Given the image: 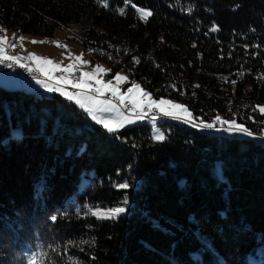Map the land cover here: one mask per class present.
I'll use <instances>...</instances> for the list:
<instances>
[{"label":"trees","instance_id":"16d2710c","mask_svg":"<svg viewBox=\"0 0 264 264\" xmlns=\"http://www.w3.org/2000/svg\"><path fill=\"white\" fill-rule=\"evenodd\" d=\"M43 1L0 0V25L48 38L75 24L109 76L122 70L196 122L233 117L264 138V0ZM132 5L152 12L147 22ZM157 127L164 140L146 123L108 133L57 93L0 86V264L32 254L65 264L81 241L87 264H264V144L165 119ZM124 198L129 214L116 220L72 202Z\"/></svg>","mask_w":264,"mask_h":264},{"label":"snow or ice","instance_id":"6c2138e0","mask_svg":"<svg viewBox=\"0 0 264 264\" xmlns=\"http://www.w3.org/2000/svg\"><path fill=\"white\" fill-rule=\"evenodd\" d=\"M102 6L107 7V0H99ZM129 0H126L128 3ZM140 13V18L147 22L148 17L152 15L150 10L143 8L136 9ZM121 14H124L123 10H120ZM192 11L191 8L188 9ZM210 31H218V27L213 25ZM0 32H5L4 35H0V64H5L7 67L12 68L18 66L27 71L35 83L43 88L47 92H58L61 96H64L69 101H74L95 123L101 125L108 133L115 134L120 128L124 127L125 124L134 123L135 120L144 119L148 113H162L164 116H169L173 119H182L184 123H191L192 127H199L201 129H213L218 123L221 127L216 129L217 131L223 130L226 132H240L247 136H252L253 133L245 128L243 125L237 124L235 120H225L220 116H216L215 120L211 123H205L200 121L199 124L195 123L191 117V113L188 112L184 106L175 104L170 100L163 98L159 100L152 99L151 94L141 89L140 85L132 82L131 87L127 89L126 93H121L119 85L121 82H127L128 77L121 75L120 73L115 74L114 79L116 84L113 85L112 80L105 82L103 75L108 71L100 65H96L91 71H80L79 75L75 73L79 68L84 65H88L89 61L83 60V54L76 56L69 52L68 58L72 61L67 66H62L61 63H57L49 57L39 56L35 53H28L27 55H12L9 54V49H14L19 43L22 46L24 37L22 35L13 34L12 39L9 40L6 34V30L0 29ZM32 43H54L57 47L66 48V45L60 44L59 41H31ZM259 47V46H257ZM111 58V57H109ZM135 59V58H134ZM139 63V60H135ZM241 75H243L241 73ZM227 79V78H224ZM74 88L80 89L79 91L69 92L66 88L70 82H73ZM235 83V81H232ZM198 87V86H197ZM110 93V98L108 97ZM140 96L141 98H138ZM129 114L125 115L121 110L128 108ZM165 105H171L174 109H181L182 114H177L165 108ZM262 114H264V107L257 106ZM256 109H254L255 111ZM118 113L116 119L106 117L104 113ZM157 116L153 114L151 120L155 123ZM226 125V127H225ZM155 139L164 140L165 136L163 133H159ZM119 188H128L127 183L117 185ZM127 198H125V203ZM126 211L125 207H117L108 210L97 209L89 211L90 214L97 219L101 220H112L120 216V214ZM53 221L57 217L51 218ZM72 242L69 241L70 245ZM87 243V241H82ZM42 256L46 257V253H42ZM73 259V258H69ZM29 264H44L43 260H37L36 255L32 254L30 257ZM75 264H79L78 261Z\"/></svg>","mask_w":264,"mask_h":264},{"label":"rangeland","instance_id":"374dc122","mask_svg":"<svg viewBox=\"0 0 264 264\" xmlns=\"http://www.w3.org/2000/svg\"><path fill=\"white\" fill-rule=\"evenodd\" d=\"M43 3L51 5L54 2L52 0H44ZM132 7L135 9L137 14L140 16V13L136 10L139 7H136L134 5H132ZM0 29L6 30L1 25H0ZM4 34H5V32H0V35H4ZM6 34H7V37L9 38V40H11L14 32H9V31L6 30ZM18 35H22L25 38L23 43H22V46L18 43L14 49H12V48L9 49V54H12V55H17V54L18 55H27L28 53H35V54H37L39 56L49 57L52 60H54L55 62H57V63H61L62 62V66H67L70 62H72L68 58L69 52L71 54H73V55H76V56H79V55L83 54V60L89 61V64L86 65V66L82 65L75 74H79L80 71H91L92 68H94L96 65H100L104 69L110 70L103 63H98V62L92 63L90 61V57L84 52V50L82 48L81 42L79 40L80 39V34H79V31H78V26L75 25V24H69L67 26H62L60 28L55 29V31L52 34V36H50L48 38H45L43 36H40V35H37V34H34V33L19 32ZM33 40H35V41H59L60 44L66 45L67 47L66 48L57 47L54 43H32L31 41H33ZM2 67L3 66L0 65V76H1V78H5V81L7 83H1V79H0V86L1 87L8 88V89H17V87H21V86H18V85H20V83L23 84L22 86L35 85V86L40 87L39 85H37L35 83V80H33L31 77H29V79H28V78H26L24 76L15 74L13 72H10V71H7V70H3ZM108 73H110V71H108L105 75H103V80L105 82H107L108 80H112L113 85L116 84V81L114 79L115 74L120 73L121 75L127 76V74L124 71H122V70L116 72L113 76H109ZM132 82H135V83L139 84L143 91L148 92V91H146L143 88V86L139 82L130 81L129 78H128L127 82H121L120 83V85H119L120 92L121 93H126L127 89L129 87H131ZM73 83H74V81L70 82L68 85H66L67 90L69 92L79 91L80 89L74 88L72 86ZM249 89L250 88L248 86L245 87V91H246L245 97H246L247 100H248L247 92L249 91ZM50 93H57V94L60 95V93H58V92H50ZM108 95H110V93H108ZM61 97L64 100H66V101L72 103L73 105H75L80 111L84 112L82 109L79 108L78 105L75 104L74 101H69L64 96H61ZM151 97H152V99H155V100L161 99V98H154V96L152 94H151ZM138 98H141V97L138 96ZM163 99L169 100L167 98H163ZM170 101H172V100H170ZM172 102H174L175 104H179V105L184 106V108H186L188 110V112L191 113L189 111V109L184 104L176 102V101H172ZM245 105H246V103H245ZM258 106L264 107V104H260ZM122 107L123 106H121V108ZM164 107L168 108L169 110H171L173 112H176L177 114H182L181 113V109H174V108L171 107V105H165ZM123 109H121V110L124 112ZM157 113H159V112L157 111L156 113H150L148 116L146 115L144 119L135 120V122L131 123V124H125V126L120 128L119 131L122 130V129L133 127V126H135L137 124L146 123L152 128V137H153V139H155V137L159 133H161L160 130L158 129V127H157L158 123H161V122H158L157 119H156L155 123H153L152 120H150L149 118H151V116L153 114H155L157 116ZM85 114L87 115V113H85ZM124 114L128 115L129 113L128 114L124 113ZM159 114H162V113H159ZM103 115H105L106 117H110L112 119H116L119 114L116 113V112H113V113H104ZM219 116L221 118L225 119V120H234L233 117L232 118H224L221 115H219ZM89 118L91 119V117H89ZM165 121H174V122H178V123H181V124H186L188 126H192L191 123H184L182 121V119H173V118H171L169 116H165ZM193 121L195 123H197V124L200 123V122H196L194 119H193ZM93 122L95 123V121H93ZM236 123L239 124L238 122H236ZM95 124H97V123H95ZM97 125L100 126L102 129H104L101 125H99V124H97ZM220 127L221 126L217 123L215 128H213V129H203V130H205L208 133L225 134L227 136H237V137H240V138H248V139L254 140L255 142H261V143L264 144V138L263 137H257L254 134L252 136H247V135H245L243 133H240V132H226V131H223V130L217 131L216 129H219ZM225 127H226V125H225ZM104 130H106V129H104ZM15 132H16L17 135H20L22 131H21V129L17 128V130H15ZM155 140H157V139H155ZM87 184H88V180L87 179H85V178L81 179V181L78 184L77 193H80L81 191H83L85 189V187L87 186ZM72 202H73V205H74V207L76 208L77 211L84 212L85 214L88 213L90 210L91 211H94V210H97V209L108 210V209H113V208H117V207H125L126 211L124 213L120 214V216L117 217L116 219L122 218V217H126L129 214L128 206L130 205V203L128 201L125 203L126 204L125 206L122 205V206H116V207H112V208H100L98 206H90L89 204L79 202L78 199H73ZM123 202H125V198L123 199ZM116 219H112V220H116ZM76 246L79 247V249H77V251H75V253H73V254H71V253L68 254L67 260L65 261V264H75L76 261H78L79 264H87V262L84 259L85 252L82 251V249H83L82 241L78 242L76 244ZM78 250H79V253H81V254L78 253ZM70 257L73 258V259H69Z\"/></svg>","mask_w":264,"mask_h":264},{"label":"built area","instance_id":"2783aa9c","mask_svg":"<svg viewBox=\"0 0 264 264\" xmlns=\"http://www.w3.org/2000/svg\"><path fill=\"white\" fill-rule=\"evenodd\" d=\"M2 66H3V69H4V70L11 71V72H13V73H15V74H18V75L24 76V77H26V78L29 79V73H28L27 71H25V70H18V68H15V66L12 67V68H9V67H7L5 64H2ZM34 94H35V95H41L42 93H41V91H35ZM107 95H108V94H107ZM108 97L110 98V95H108ZM130 107H131L130 104H129V107H128V108H124V109H123V107H122V109L124 110V113L128 114V113H129V109H130ZM149 114H150V113H148L147 116H148ZM149 119L151 120V118H149ZM164 119H165V116L160 115V114H157V121H158V122H162Z\"/></svg>","mask_w":264,"mask_h":264},{"label":"crops","instance_id":"0c3cea01","mask_svg":"<svg viewBox=\"0 0 264 264\" xmlns=\"http://www.w3.org/2000/svg\"><path fill=\"white\" fill-rule=\"evenodd\" d=\"M12 50V49H11ZM2 66V64H0ZM3 69V67H2ZM4 70V69H3ZM11 72V71H10ZM0 79H1V83H7L5 81V78H1L0 76ZM21 81V80H20ZM13 83V82H12ZM23 84L20 83V85L18 86H21V87H17V89H21V90H24V91H27V92H30V93H34L35 91H41L42 94H49L50 92H46L44 91L42 88L38 87V86H35V85H32V86H22ZM159 129V128H158Z\"/></svg>","mask_w":264,"mask_h":264},{"label":"bare ground","instance_id":"6f19581e","mask_svg":"<svg viewBox=\"0 0 264 264\" xmlns=\"http://www.w3.org/2000/svg\"><path fill=\"white\" fill-rule=\"evenodd\" d=\"M15 68H18V70H24V69H22V68H20V67H18V66H15ZM76 75H79V74H76ZM29 77H31L32 78V76L29 74ZM122 109V108H121ZM157 114H159V113H157ZM160 115H162V114H160ZM164 116V115H163Z\"/></svg>","mask_w":264,"mask_h":264}]
</instances>
